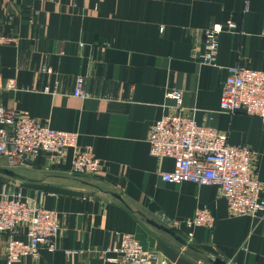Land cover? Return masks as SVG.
Segmentation results:
<instances>
[{"label":"crops","instance_id":"crops-1","mask_svg":"<svg viewBox=\"0 0 264 264\" xmlns=\"http://www.w3.org/2000/svg\"><path fill=\"white\" fill-rule=\"evenodd\" d=\"M228 22L235 28L219 33L215 65L201 63L205 30ZM235 65L264 70V0H0V87L15 85L0 102L76 132L78 148L103 163L94 175L74 173L72 148L12 168L0 160V193L19 192L59 213V248L40 247L22 264H119L113 259L127 234L166 264H264V211L233 216L216 186L163 181L173 160L151 155L147 141L151 125L174 110L167 93L179 90L198 124L252 148L264 199V123L219 111ZM78 76L87 97L74 95ZM199 208L214 217L212 229L161 220L191 219ZM5 239L0 234V264Z\"/></svg>","mask_w":264,"mask_h":264},{"label":"built area","instance_id":"built-area-1","mask_svg":"<svg viewBox=\"0 0 264 264\" xmlns=\"http://www.w3.org/2000/svg\"><path fill=\"white\" fill-rule=\"evenodd\" d=\"M234 28V23L228 22L205 30L203 51L199 55L201 63L215 65L219 33ZM14 87V80L7 81L0 87V98ZM75 88V96H88L83 76L77 77ZM167 97L174 101V110L151 125L147 139L151 155L173 160L174 168L161 172V179L174 184L187 181L200 187L216 186L233 216H255L263 212L264 199L260 196L261 183L253 172L256 157L252 148L231 144L226 133L198 124L196 108L182 106L181 91L173 90ZM219 111L231 115L244 111L264 123V70L229 67ZM212 119V116L208 117V120ZM69 148L75 149L72 172L94 175L102 169L101 159L91 149L78 148L76 132L53 129L48 123L0 102V160L8 167H15L40 153L60 158ZM161 220L170 228L185 224L212 229L214 225L212 214L200 208L191 219L180 221L162 216ZM0 234L6 235L5 264H22L27 256L37 258L40 247L51 251L59 248L62 235L59 213L19 192L0 193ZM116 253L113 261L119 264H166L165 259H159L157 251L146 249L136 237L128 234L121 236Z\"/></svg>","mask_w":264,"mask_h":264},{"label":"water","instance_id":"water-1","mask_svg":"<svg viewBox=\"0 0 264 264\" xmlns=\"http://www.w3.org/2000/svg\"><path fill=\"white\" fill-rule=\"evenodd\" d=\"M150 223H151L153 226H155L156 228H158V229L165 230V231H167V232L170 231V230L167 229V227L164 226V225L158 224V223L153 222V221H150ZM177 239H178V241H179L181 244L186 245V242H185L184 240H182V239H180V238H177ZM212 263H213V264H227L226 262L221 261L220 259L212 260Z\"/></svg>","mask_w":264,"mask_h":264}]
</instances>
